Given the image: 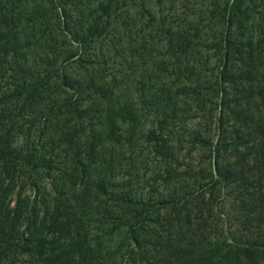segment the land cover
I'll use <instances>...</instances> for the list:
<instances>
[{
	"label": "rangeland",
	"instance_id": "374dc122",
	"mask_svg": "<svg viewBox=\"0 0 264 264\" xmlns=\"http://www.w3.org/2000/svg\"><path fill=\"white\" fill-rule=\"evenodd\" d=\"M50 1H21L25 11L36 8L35 19L41 22V25L25 22L21 39V52L26 53V61L38 68L41 63L35 57L42 52L46 53L45 62L53 61L59 55L75 53L83 35L82 29L96 15V0ZM219 1L225 3L227 0H120L117 16L111 20L106 31L83 47L85 56L100 58L95 61L98 73H84L76 62L63 69L69 86L77 89L75 82L82 84L77 98L72 90L63 89L69 102L79 99L81 105V109L78 108L80 115L69 117L66 125L70 133H76L80 144L92 133L101 134L106 127L99 125L97 111L93 110L96 107L99 109L102 104V82H108L119 101L134 110V122L118 121L112 139L101 146L100 162L108 182L106 187L109 192L113 191L118 208L112 203L105 204L103 199L94 201L92 196L82 199V189L73 187L66 174L54 171H51V180L42 177L44 194L25 189L21 198L39 201L43 195L49 207L56 205L52 200L58 198L61 206L57 207L63 212L64 206L72 205L80 210L86 208L93 214L106 211L124 218L127 211L138 208L139 203L176 199L187 186L192 188L194 179L201 184V178H207V173L216 166L213 156L209 158L205 150L222 139L225 140L226 151L221 156L223 162L219 161L221 173L225 172L223 166L240 171L242 166L256 168L264 163V158L260 159L258 155L256 161L259 164L252 162L255 160L252 157L264 146V137L257 134L258 126H252L247 121V115H252L255 121L264 123V0H243L244 30L241 33L244 37V66L233 63L244 77V125L249 127L247 131L244 129V143L235 141V131L240 125L229 114L234 110L227 103L234 94L233 83H220L221 88L227 91L225 97L215 85L222 65L220 56L223 52L218 39L221 26L210 21L209 17L213 5ZM19 7L18 3L13 6L16 10ZM185 24L203 26V29L186 34L198 45L191 44L186 49L167 46L168 27L174 31L184 30ZM215 39L216 42L213 41ZM91 61L94 62L93 59ZM226 106L231 109L226 110ZM218 128H222L219 133ZM59 130L60 126L58 133ZM152 132L169 134L170 146L174 150L172 159L162 160L153 153L151 144L146 142V136ZM57 138L60 148H65L66 141L60 136ZM206 141L210 145L203 144ZM22 142L26 144L24 140ZM60 153V158L55 161L61 164L67 157L64 151ZM238 157H244V164L238 163ZM66 168L65 165L56 167L60 170ZM166 170H176L180 177L172 175L168 179ZM232 181L233 178L229 182L221 181L214 188L211 192L213 211L206 215L202 210V215L203 218L210 216L208 224L215 222L219 239L234 236L241 241L248 240L250 234L244 231L246 223L242 213L250 204L242 198L243 184ZM202 192L208 194L210 189L205 187ZM165 216L161 213L160 218L163 220ZM162 224L157 219L149 226ZM124 231L122 228L112 235L102 236L103 245L100 243L98 246V241L89 243L90 253L98 250L99 264H164V255L156 254L154 246L142 243L136 251L130 238L124 236ZM91 234L94 236L95 230Z\"/></svg>",
	"mask_w": 264,
	"mask_h": 264
},
{
	"label": "trees",
	"instance_id": "16d2710c",
	"mask_svg": "<svg viewBox=\"0 0 264 264\" xmlns=\"http://www.w3.org/2000/svg\"><path fill=\"white\" fill-rule=\"evenodd\" d=\"M21 1L0 0V264H99L98 250L90 253L89 243L98 241V246L100 243L103 245L102 236L112 235L122 228L136 251L142 243L154 246L156 254L164 255V264H264V163L256 168L242 166L240 171L223 166L225 172L221 173L219 161L226 151L224 139L205 150L209 158L213 156L216 166L207 173V178H201V184L194 179L192 188L187 186L176 199L139 203L138 208L128 210L124 218L106 211L93 214V211L80 210L71 204L64 206L63 212L57 207L61 206L58 198L52 200L56 205L49 207L43 195L39 201L21 198L25 189L44 194L42 177L51 180V171H54L66 174L73 187L81 188L82 199L92 196L94 201L103 199L105 204L112 203L118 208L113 191L109 192L106 187L108 182L100 162L101 146L112 139L118 121L133 123L135 120L134 110L119 101L108 82H102L101 107L93 108L97 111L99 125L106 126L102 133H92L82 145L76 133H70L66 126L69 117L80 115L78 108L81 109V105L79 99L69 102L63 89L72 90L77 98L82 84L75 82L77 89L69 86L63 69L76 62L84 73H98L95 61L100 58L85 56L83 47L106 31L117 16L120 0H96V15L82 29L81 44L78 42L76 52L59 55L49 62L44 61L46 53L42 52L35 57L41 63L39 68L26 61V53L21 52V39L25 22L34 25H41V22L35 19L36 8L25 11ZM16 3L20 4L19 10L13 8ZM210 15V21L221 26L218 39L223 52L215 85L225 97L227 91L221 88L220 83H233L234 94L227 103L234 110L229 114L240 125L235 131V141L244 143V129L247 131L248 127L244 125V77L233 64L244 66L243 0L216 2ZM52 17L55 19L54 14ZM184 27V30L176 31L168 27L167 46L186 49L191 44L198 45L186 34L203 29V26L185 24ZM226 107L228 111L231 109ZM255 120L254 116L247 115L248 123L258 126L257 134L264 137V123ZM221 129L218 128V133ZM57 136L66 141L65 148H60ZM23 140L26 144H21ZM146 142L151 144L153 153L160 159H172L174 150L170 146L169 134L152 132L146 136ZM203 144L210 145V142ZM259 150L252 157L255 159L252 162L257 165L256 156L264 158V146ZM61 151L67 159L64 158V163L60 164L55 160L60 158ZM238 158V163L244 164V157ZM64 165L67 167L65 170L56 169ZM175 172L166 170L168 179L172 175L180 177ZM232 178L233 183L243 184L241 196L250 204L242 213L246 223L244 231L250 234L248 240L241 241L234 236L219 239L215 222L208 224L210 216L203 218L202 215V210L206 215L213 211L211 192L214 188L221 181L229 182ZM205 187L210 189V193L202 192ZM51 188L55 190L54 185ZM161 213L166 214L163 220ZM153 217L160 220L162 226H149L155 221ZM105 227L108 229L104 230Z\"/></svg>",
	"mask_w": 264,
	"mask_h": 264
}]
</instances>
